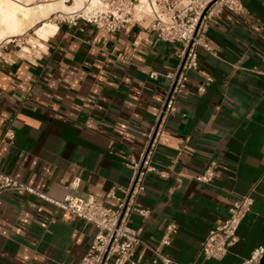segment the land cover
I'll list each match as a JSON object with an SVG mask.
<instances>
[{
  "label": "crops",
  "instance_id": "crops-1",
  "mask_svg": "<svg viewBox=\"0 0 264 264\" xmlns=\"http://www.w3.org/2000/svg\"><path fill=\"white\" fill-rule=\"evenodd\" d=\"M242 2L245 18L225 12L210 28L213 53L198 48L199 68L166 122L153 163L167 176L147 177L139 206L151 214L130 220L144 242L138 264H151L170 224L177 232L161 251L174 264H243L264 247V0ZM47 20L20 51L13 41L0 45V171L55 198L89 195L114 207L106 195L131 182L128 164L155 123L177 45L136 24L107 33ZM208 77L199 95L195 86ZM7 131L13 138L1 143ZM209 169L213 181L200 182ZM253 188L238 243L222 260L205 259L207 234ZM95 234L34 196L0 195V264H79Z\"/></svg>",
  "mask_w": 264,
  "mask_h": 264
},
{
  "label": "built area",
  "instance_id": "built-area-1",
  "mask_svg": "<svg viewBox=\"0 0 264 264\" xmlns=\"http://www.w3.org/2000/svg\"><path fill=\"white\" fill-rule=\"evenodd\" d=\"M62 1L69 5L75 0ZM225 12L238 19L248 15L242 0H98L95 6L85 2L83 10L60 16L57 24L83 21L107 33L136 24L154 33L159 40L177 45V65L165 75L169 86L155 123L140 157L128 164L133 172L131 182L128 186L119 188V193L111 190L106 195L108 200L114 202V207L100 205L89 195L55 198L0 171V195L13 192L34 196L95 227V237L79 264H138L133 260V254L144 242L138 231L131 227L130 220L134 215L148 218L151 214L149 210L139 206L140 197L146 190V179L152 174H159L162 178L167 176V173L156 168L153 156L165 133L168 118L178 111L177 101L187 94L190 86L188 74L199 68L198 48L213 53L208 32ZM158 77L157 73H150V78ZM212 82L213 79L208 77L196 85L197 93L204 94ZM12 138L13 133L7 131L1 143ZM214 176V171L209 169L198 180L208 184L213 181ZM79 184L80 180L75 179L71 187H78ZM253 192L254 188L247 195L234 199L228 219L207 234L201 248L205 259L222 260L229 249L238 243V230L254 204ZM176 232L177 225L170 224L166 227L159 246L152 249L151 264L175 263L162 253L161 247L169 246ZM263 257L264 247H259L243 264H260Z\"/></svg>",
  "mask_w": 264,
  "mask_h": 264
},
{
  "label": "bare ground",
  "instance_id": "bare-ground-1",
  "mask_svg": "<svg viewBox=\"0 0 264 264\" xmlns=\"http://www.w3.org/2000/svg\"><path fill=\"white\" fill-rule=\"evenodd\" d=\"M16 2L0 0V44L12 42L13 38L24 35L38 22L47 20L54 14L72 15L83 10L85 2L95 6L98 0H75L70 6L64 4L62 0H51L34 7Z\"/></svg>",
  "mask_w": 264,
  "mask_h": 264
},
{
  "label": "rangeland",
  "instance_id": "rangeland-1",
  "mask_svg": "<svg viewBox=\"0 0 264 264\" xmlns=\"http://www.w3.org/2000/svg\"><path fill=\"white\" fill-rule=\"evenodd\" d=\"M9 1H11V0H9ZM16 1L17 0H13V2H16ZM48 1L50 2L51 0H19L16 3L22 4V5H26L28 7H34L36 5H40L41 3H46ZM73 4L74 3H71L68 6L73 5ZM60 16H62V15L61 14H54V15L51 16V18H49L47 20V22L57 24V22L60 20ZM41 25H43V24H40L37 27H39ZM35 33H36V31H35V29H33V30L28 31L27 33H25L21 37L13 38L12 39L14 41L13 45H15L17 50L20 51L22 46L25 45L30 39H33V40L37 39ZM4 43H6V42H4ZM34 54H36V53H34ZM31 56L32 55H30L28 57H31Z\"/></svg>",
  "mask_w": 264,
  "mask_h": 264
},
{
  "label": "water",
  "instance_id": "water-1",
  "mask_svg": "<svg viewBox=\"0 0 264 264\" xmlns=\"http://www.w3.org/2000/svg\"><path fill=\"white\" fill-rule=\"evenodd\" d=\"M260 264H264V257H263V259L261 260V263Z\"/></svg>",
  "mask_w": 264,
  "mask_h": 264
}]
</instances>
